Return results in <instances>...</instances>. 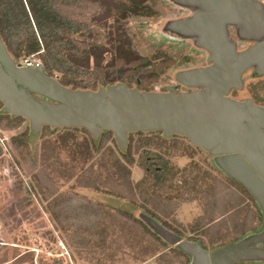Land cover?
I'll use <instances>...</instances> for the list:
<instances>
[{
    "label": "rangeland",
    "instance_id": "1",
    "mask_svg": "<svg viewBox=\"0 0 264 264\" xmlns=\"http://www.w3.org/2000/svg\"><path fill=\"white\" fill-rule=\"evenodd\" d=\"M134 1H145L148 7L156 12V15L130 18L125 21L124 25H120L117 23V17L112 14L111 8L121 5L110 0H82L80 6L76 8L63 6L62 10L65 13H73L74 16L87 22L94 29L92 37L81 38V40L93 43V47L89 48L82 57L69 55L70 60L80 68L89 70L95 66H113L120 58L128 63L132 59L152 56L159 52L162 55L156 60L160 63L158 70L150 69L139 74L136 73L133 77L146 81L149 87L155 91H163L168 86L175 84L181 85L178 83L181 73L186 71L185 69L206 64L208 57V52L197 47L192 41L191 34L183 32L176 26L178 21L189 19V10L184 8L188 4L184 0ZM258 1L264 5V0ZM243 25L245 24H236L237 30ZM232 26V24H227V32L235 43L237 51L244 50L254 40L258 42L264 39V35L248 38L243 37L242 32H237L236 35L232 34L233 31L230 29ZM35 57L38 58V56ZM24 59L25 57H21L19 62L22 63ZM165 60L166 62H161ZM259 64L260 62H257L248 68L245 88L237 89L236 92L232 90L229 95L231 99L244 100L252 97L253 92L256 91L264 104V79L252 78V75L257 73ZM126 69L123 67L109 70L107 78L112 81L117 80ZM218 77L219 75L211 76L201 85L186 83H182V85L184 84L183 86L189 91H194L199 87L209 88ZM80 79H87V77L82 76ZM94 80L93 77L88 78L90 82ZM257 87L262 89L257 91ZM16 125L18 126L14 129H0V264H13L14 253L23 254L26 251L33 252L31 264H158V255L169 250L149 238H142L135 246L122 248V250L116 249L123 241L120 236L108 238L105 247L85 250L75 248L69 239V229L62 227V224H67L70 221L60 222L55 218L49 208V200L39 193L35 180V176L39 172V165L34 163L31 157L39 156V148L43 141L42 133L34 139L35 144L29 146L25 150L26 153L22 155L13 144L12 137L25 132L31 127V123L27 118L22 117L17 120ZM64 133L65 129L59 127L48 136L60 145ZM77 138L83 143L84 133L77 132ZM142 140L144 143L151 142L152 150L162 153L170 163L176 166V169L166 171L168 177L160 183L156 193L164 196L171 195L177 197L176 201H180L187 195V188H190V193L193 194L196 189H203L211 181L218 179L220 181L218 190L222 191L223 195L225 190L230 188L241 197V202L231 205L236 209L233 213L239 222L248 215L249 206L257 207L256 200L247 189L219 167L215 160L218 155L212 153L210 149L197 147L187 137L181 135H176L169 140L155 137L150 139L146 137ZM70 143H68L69 146ZM75 148L77 147L75 146ZM114 148L115 145L110 139L104 148L105 155L92 158L89 165L92 164L97 172L104 174L102 165L105 163L109 168L117 162L125 163L123 157ZM74 151L67 147L61 149L60 153L70 162ZM140 153L141 149L136 150V163L129 166L135 181H139L145 176L144 171L138 166V162L141 160ZM69 164L71 171L79 172V169L73 166L72 160ZM199 174L206 175V179L201 184L193 185L194 177ZM172 175H174L173 179L170 178ZM76 177H73L70 182L58 181L55 184L57 194L78 195L85 199L122 208L137 217L151 216L142 208L143 199L139 194L136 195L135 203H132L129 200L90 188L74 187ZM148 183L153 186L154 180L148 178ZM146 197H149V194ZM145 204L149 208L154 205L151 202ZM205 205L207 203L203 197L191 202H181L176 212L167 218V221L182 233L183 239L189 240V237H193L208 251H212L233 237L217 234L208 236L211 231H208L207 228L199 232L192 229L193 224L204 213ZM222 228L223 232L227 230L226 227ZM259 228H264L263 223L259 225ZM249 235H252V232L246 234V236ZM186 260H188L187 257L181 256L174 261V264H185Z\"/></svg>",
    "mask_w": 264,
    "mask_h": 264
},
{
    "label": "trees",
    "instance_id": "2",
    "mask_svg": "<svg viewBox=\"0 0 264 264\" xmlns=\"http://www.w3.org/2000/svg\"><path fill=\"white\" fill-rule=\"evenodd\" d=\"M81 1L0 0V37L11 57L19 62L21 57L38 56L43 62V69L69 88L97 91L101 87L122 83L129 88H138L141 91H169L168 87L163 91H155L149 87L146 81L133 77L136 73L139 74L150 69L158 70L160 63L156 60L162 55L159 52L152 56L132 59L128 63L120 58L113 66H95L89 70L80 68L70 60L69 55L82 57L89 48L93 47V43L81 40V38L92 37L94 29L87 22L74 16L73 13H65L62 10L63 6L76 8L80 6ZM110 1L121 5L111 8L112 14L117 17V23L120 25H124L125 21L130 18L156 15V12L148 7L145 1ZM161 62H166V60ZM123 67L127 69L121 73L119 79L112 81L107 78L109 70ZM82 76L87 77V79H80ZM92 77L95 80L93 82L88 81V78ZM263 79L264 77L260 80ZM258 89L262 88L257 87V91ZM252 98L255 103L263 104L256 91L253 92ZM20 118L22 117L3 113L0 102L1 130L14 129L18 126L16 123ZM58 128L48 125L43 126L41 132L43 141L39 148V156L31 158L34 163L39 165V172L35 176L39 193L46 200H49V208L57 220L60 222L63 220L70 221L67 224H62V227L69 229V239L77 249L105 247L108 238L120 236L123 241L116 249L122 250V248L135 246L142 238H149L169 250L158 255V264H174V261L181 258V256L188 258L185 262V264H188L191 258L190 255L179 250L176 246L168 244L144 220L127 210L85 199L78 195L57 194L55 184L58 181L70 182L75 176L77 177L73 184L74 187L90 188L117 198L129 200L132 203H135L136 195L139 194L140 198L143 199L142 208L167 229L182 238V233L170 225L167 218L176 212L181 202H191L203 197L207 205L204 206V213L193 224L192 229L199 232L207 228L208 231H211L208 236L217 234L233 237L228 242L218 245L215 249L237 242L243 239L247 233L259 232L263 229H260L259 225L263 223L264 215L257 202V207L249 206L248 215L239 222L237 216L233 213L236 209L231 205L241 202V197L230 188H227L223 195L222 191L218 190L220 185L218 179H214L203 189H196L193 194L190 193V188H187V195L182 197L180 201H176L177 197L156 193L160 183L167 179L169 169H176V166L170 163L162 153L152 150L151 142L144 143L142 139L155 137L169 140L176 135L166 138L162 131L157 130L131 132L129 133L127 148L122 151L119 149L111 130L102 132L100 138L95 140L85 128L61 127L65 129V135L59 145L57 141H53L48 136ZM79 131L84 133L85 140L83 143L77 138V132ZM110 139L115 145L114 149L123 157L125 163L117 162L115 165H111V168L107 167L105 163L102 165L104 176L103 173L97 172L92 164L89 165V162L94 157L105 155L104 148ZM12 142L22 155L26 153L25 150L29 146L35 144L30 128L19 135L13 136ZM67 147L75 150L72 152L74 156L71 160L73 166L79 169L78 173L70 170L69 163L71 160L69 162L68 158L61 156V149ZM139 149H141V160L138 162V166L144 171L145 176L143 179L135 181L132 178L129 166L136 163V150ZM28 154L30 153L28 152ZM148 178L154 180L153 186L149 185ZM170 178L173 179L174 175ZM205 179L206 175L199 174L194 177L193 185L201 184ZM190 183L192 184V182ZM147 194H149V197H146ZM148 202L153 203V207L149 208L145 204ZM222 227H226L227 230L223 232ZM189 240L197 241L193 237H189ZM201 246L207 249L204 245L201 244ZM13 259V264H31L33 252L14 253Z\"/></svg>",
    "mask_w": 264,
    "mask_h": 264
},
{
    "label": "water",
    "instance_id": "3",
    "mask_svg": "<svg viewBox=\"0 0 264 264\" xmlns=\"http://www.w3.org/2000/svg\"><path fill=\"white\" fill-rule=\"evenodd\" d=\"M201 8L176 26L196 36L210 57V66L181 73L179 82L201 85L219 75L209 88L177 93L141 91L125 84L97 91L69 88L44 69L26 67L11 57L0 37V102L2 111L27 118L33 139L45 125L87 129L95 140L111 130L120 150L129 133L162 131L181 135L217 154L216 163L242 184L264 215V106L252 99L239 101L228 94L242 88L243 72L260 62L264 73V39L238 53L225 24H245L244 37L264 35V5L258 0H184ZM263 65V66H262ZM168 244L190 255L188 264H232L264 259V228L243 239L208 251L198 241L185 240L152 216H140Z\"/></svg>",
    "mask_w": 264,
    "mask_h": 264
},
{
    "label": "flooded vegetation",
    "instance_id": "4",
    "mask_svg": "<svg viewBox=\"0 0 264 264\" xmlns=\"http://www.w3.org/2000/svg\"><path fill=\"white\" fill-rule=\"evenodd\" d=\"M186 10H189V18H191L201 7L200 6H193V7H189V6H185L184 7ZM227 24H232L233 26L230 28L233 32H232V34H235L236 35V33L237 32H241L242 31V29L245 27V26H240L239 27V30H237V28H236V23H227ZM227 24H225V28H226V32H227ZM238 25V24H237ZM244 32H245V30H244ZM243 32V33H244ZM227 36H228V38H229V40L230 41H232L231 39H230V37H229V35H228V32H227ZM244 37V36H243ZM197 37L196 36H193L192 37V41L196 44V46L197 47H199V48H203L202 46H200L199 44H198V41H197ZM262 40V39H261ZM261 40H259V41H261ZM258 41V42H259ZM233 42V41H232ZM258 42H256V40H254V41H252L247 47H245V49L244 50H242V51H237V48H236V51L238 52V53H240V52H243V51H245V50H247V49H249L250 47H252V46H254V45H256ZM204 50H206L205 48H203ZM207 51V50H206ZM208 52V51H207ZM209 57H210V53L208 52V57H207V63L206 64H204V65H202V66H199V67H193V68H188V69H185L186 71H188V70H194V69H200V68H205V67H208V66H210L211 65V63L208 61V59H209ZM247 73H249V71H248V69H246L244 72H243V75H242V80H243V87L242 88H239V89H243V88H245V85H246V82H247V78H246V75H247ZM253 77L252 78H263L264 77V73H262V74H260V72H259V69L257 70V73H255L254 75H252ZM178 83H180L181 85H173V86H168V90L169 91H171V90H177V93H185V92H191V91H189L186 87H184L183 85H182V82H178ZM204 87H199L198 89H203ZM198 89H195V90H198ZM238 88H232L231 90H230V92H229V94H228V96L230 95V93H231V91L233 90L234 92H236V90H237ZM194 90V91H195ZM247 99H252L253 100V98L252 97H248V98H246V99H244V100H239V101H245V100H247ZM254 101V100H253ZM255 104H257V105H260V106H264L263 104H258V103H255ZM262 221H263V225H264V218L262 219ZM260 229H262V228H260ZM259 229V230H260ZM253 232H256V231H253ZM257 247H264V243H261V244H257L256 245ZM232 264H264V259H262V260H259V259H256V260H240V261H237V262H234V263H232Z\"/></svg>",
    "mask_w": 264,
    "mask_h": 264
},
{
    "label": "built area",
    "instance_id": "5",
    "mask_svg": "<svg viewBox=\"0 0 264 264\" xmlns=\"http://www.w3.org/2000/svg\"><path fill=\"white\" fill-rule=\"evenodd\" d=\"M18 64L26 66V67H35L43 69L44 65L42 60L38 57H35V55H31L26 57L22 63L18 62Z\"/></svg>",
    "mask_w": 264,
    "mask_h": 264
}]
</instances>
